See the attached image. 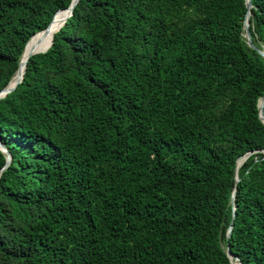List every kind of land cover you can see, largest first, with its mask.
<instances>
[{
  "label": "trees",
  "instance_id": "trees-1",
  "mask_svg": "<svg viewBox=\"0 0 264 264\" xmlns=\"http://www.w3.org/2000/svg\"><path fill=\"white\" fill-rule=\"evenodd\" d=\"M71 2L0 0V91ZM246 13L245 0L79 1L0 99V264H234L228 248L264 264V58Z\"/></svg>",
  "mask_w": 264,
  "mask_h": 264
},
{
  "label": "water",
  "instance_id": "water-1",
  "mask_svg": "<svg viewBox=\"0 0 264 264\" xmlns=\"http://www.w3.org/2000/svg\"><path fill=\"white\" fill-rule=\"evenodd\" d=\"M80 0H72L70 6L68 8H65V9H61V10H58L55 15L53 16L50 24L47 26V28H45L44 30L40 31V32H37L36 34H34L30 39L29 41L27 42L25 48H24V51L22 53V56H21V59H20V63H19V67H18V70L16 72V77L17 79L13 82V79L14 77L11 79L10 83L8 84V86L6 88H4L3 90L0 91V99H3L5 98L8 94L12 93L16 87L21 83L23 82V79H24V75H25V71L27 69V64H28V61L31 57L37 55V54H42V53H46L50 48L51 46L53 45V41H54V37H53V40L51 42V45H49V47L47 48H42L40 45L38 44H32V47L30 50H28L27 52V56H28V59L24 61V64L23 66L21 67V61L25 55V52L27 50V47L28 45L33 41V39L41 34H44V33H47L48 31L51 30L52 27L56 26V17L59 13L63 12L64 15V19L63 21L57 26V29L55 30V34L57 32L60 31V29L66 24L67 20L73 15V11L76 7V5L79 3ZM246 1V6H247V13L245 15V20H244V26H243V29H244V38L248 44V46L250 48H252L253 50L257 51L263 58H264V50H261L259 49L254 43H253V40H252V35H251V10L253 8V4H252V0H245ZM54 34V35H55ZM258 109H259V117H260V120L264 123V97L260 99L259 101V105H258ZM0 150L6 155V158H7V161H6V164L5 166L0 169V176L2 175V173L9 167L11 161H12V155L10 153V151L7 149V147L2 143V140L0 138ZM255 152L257 151H251V152H248L247 154H245L243 157L239 158L237 160V165H236V183H239V170L240 168L243 166L244 162L252 155L254 154ZM264 152V151H263ZM236 191H237V188L235 187L234 190H233V195H232V200H231V203L233 205V220H234V217L236 215V205H235V198H236ZM232 232H233V225H231L229 227V230H228V233H227V237H231L232 235ZM227 254H228V257L231 259V261L234 263V264H240L238 262V259L236 258L234 260V256L233 254L231 253L230 249L228 248L227 249Z\"/></svg>",
  "mask_w": 264,
  "mask_h": 264
},
{
  "label": "bare ground",
  "instance_id": "bare-ground-1",
  "mask_svg": "<svg viewBox=\"0 0 264 264\" xmlns=\"http://www.w3.org/2000/svg\"><path fill=\"white\" fill-rule=\"evenodd\" d=\"M65 14H63V12L59 13L56 17V26L52 27L50 31H48L47 33H44V34H41L37 37H35L33 39V41L28 45L27 47V50L25 52V55L21 61V67L23 66L24 64V61L28 59V56H27V52L28 50L31 49L32 47V44H38L40 45L42 48H47L49 47V45H51V42L53 40V37H54V34H55V30L57 29V26L63 21V17H64ZM16 76V75H15ZM17 79V77H16ZM15 77L13 79V82L16 80Z\"/></svg>",
  "mask_w": 264,
  "mask_h": 264
}]
</instances>
